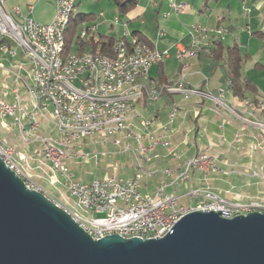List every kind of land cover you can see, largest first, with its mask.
<instances>
[{
  "label": "crops",
  "instance_id": "1",
  "mask_svg": "<svg viewBox=\"0 0 264 264\" xmlns=\"http://www.w3.org/2000/svg\"><path fill=\"white\" fill-rule=\"evenodd\" d=\"M172 3H184L185 10L177 13L171 7ZM203 4L204 0H137L131 8L124 12L115 0H75L73 12L78 19L83 17L78 31L84 25L94 24L96 26L98 33L92 35L94 39L103 36L117 39L125 36L127 41L140 39L149 42L152 48L168 51V56L160 65L155 64L149 68L148 76L152 83L140 80L144 85V90L149 89L151 84L162 85L163 83L159 84L160 79L165 78V81L172 83L176 81L180 73V62L175 53L181 47H190L194 38H198L200 50L189 58L184 82L190 85H202V89H208L212 93H217L220 86L226 88L225 98L230 103L228 109L214 104L213 101L203 96L193 95L188 99H182L181 94L169 92L161 93L160 98L154 104L148 102L146 94L137 101L135 107L139 116L152 119V128L156 133L166 128L171 145L169 148L158 145L154 149V157L146 164V167L157 169L159 172L155 177L143 180L141 188L143 192H155L161 183L171 178L163 173V169L168 168L176 173L185 160L204 147L208 148V152L210 151L209 154L215 160L217 170H210L207 174L199 169L194 170L187 181L179 185H168L166 192L175 191L181 196L179 201L182 204L193 203L185 195L191 188L204 187L211 188L231 202L244 203L256 199L264 202V186L261 179L264 176V124L258 123V120L264 122V114L255 105L264 97V79L261 83L256 74H254L255 77L244 74L243 67L247 65V60L250 58V54L247 53L248 58L242 65L241 76L255 85L257 93L246 91L244 97L234 95L227 87L225 67L221 65L222 63H216L209 58L210 52L205 51L207 46L212 47L213 40L222 41L223 36L204 38L201 35H194L191 30V27L197 24L207 27H228L227 32L233 30L237 35H233V38L231 36L229 44L225 46L237 44L240 52L245 54L247 51L241 44L245 32L250 34V38L261 37L256 32L264 33V0H210L207 7ZM5 5L7 9L19 5L24 14L41 23L50 22L56 11L53 1L6 0ZM28 5L32 6L31 10L27 8ZM115 17L117 23L113 22ZM159 31H163V34L158 35ZM81 41L76 35L73 39V42H76V49L73 51L91 50L90 46L80 48ZM222 43L224 44L223 41ZM29 62L22 48L16 46L13 41L0 37V99L10 104L19 101L20 104L19 102L18 104L25 112H34L41 135L59 138V133L49 113L37 112L32 106L29 93L32 85ZM254 66L261 67L263 72L264 65L261 61L257 60ZM204 76L208 79L207 85L204 84ZM174 105L178 107V113L172 123H169V114ZM139 116L133 120L135 124L141 120ZM26 122V113L22 115L24 128L16 125L12 116L0 113V138L3 139L5 145H12L13 159L22 170L25 165L29 170L27 171L29 176L35 178L40 173L45 175L42 178L43 181L45 180L44 184L41 186L55 197L56 191H63L64 194H61V197H65L67 194L65 189L63 190L65 186L62 176L56 173L59 179L57 184L60 185H52L48 176L49 170L46 167H39L40 161H36L37 157H40L38 154L40 149L36 153V158L33 157V149L38 144L27 139L25 130L28 125ZM135 126H137V132L143 131L140 126ZM129 144L132 149L135 147V142L130 139H123L120 146L99 142L93 144L86 140L81 147L85 151H105L106 156L100 157L99 161L111 160L113 157H122L131 153V167L117 173L119 176L128 178L133 176L136 167L133 152L123 151L125 145ZM88 161L90 163L88 162L89 166L86 167L82 164L86 161L76 156L67 162L76 179L82 180L85 173L96 170L98 161L95 162L93 159ZM107 165L106 163L105 167ZM98 171L102 175L106 173L101 169Z\"/></svg>",
  "mask_w": 264,
  "mask_h": 264
},
{
  "label": "built area",
  "instance_id": "2",
  "mask_svg": "<svg viewBox=\"0 0 264 264\" xmlns=\"http://www.w3.org/2000/svg\"><path fill=\"white\" fill-rule=\"evenodd\" d=\"M43 1H53L55 3V0ZM5 2L6 0H0V36L13 41L16 46L22 48L23 52L26 53H34L36 55V50H44V57H38L41 65V74H39L38 78H45V61L49 60L51 54L50 40H52V34H55L57 28V24H54V18L50 22L41 23L24 14L19 5L7 9ZM64 5L70 11L75 9V6L71 5V0H64ZM171 7L177 13L185 10L184 3H172ZM27 8L31 10L32 6L28 5ZM56 14L59 13L55 11ZM113 21L117 22V18L115 17ZM191 30H198L199 35L205 37L209 34L218 36V34L225 33V31H215L212 26H205V28H193L192 26ZM84 33H92L94 36L98 32L94 24L84 25L78 32L79 40L84 38ZM162 34L163 31H159L158 35ZM192 45H197L196 38L192 40ZM129 46L138 47V54L136 55L147 52L146 47L142 46V42L135 39L127 41L125 36L115 40L114 50L120 51V53H127ZM188 48H179L175 53L176 58L186 54ZM71 52L74 54L77 51ZM167 56V50H159L154 60L149 63H138L133 68H129L134 69V77L131 79H137L135 78V70H143L144 76H148L149 68L163 61ZM99 63L100 61L89 60L86 54V60L82 67L72 70V72H75V79H63V67L60 65L54 84L51 85V94L43 96L41 113L47 112V108H54V115H49L50 118H57V114L66 116V123H61L64 126V133H61L63 142H54L51 141L50 137L41 135L38 131V125L33 121H30V134H27L30 141L38 144L33 149V157L36 158L38 149H45L51 151L52 156L59 160L61 164V172L59 174L68 187L71 188V192L78 196L81 201V208L87 210L89 216H91V223H84V230L88 234L94 238H100L112 233L127 238L133 236L141 238L161 237L172 224L192 210L220 211L223 216L233 217L239 213L246 214L253 209L261 210L264 208V202L233 203L209 187L191 188L185 195L193 201L192 204L180 203L181 196L177 195L175 191L166 192L168 185H179L187 181L194 170L199 169L204 174H207L209 168H217L215 164L208 162V155H205V153L203 155L195 154L185 160L180 166L179 176L174 177V181L161 183L153 193L143 192L141 189L143 180L153 177L159 171L148 167L142 169V176L125 178L117 173L106 172L100 178H94L90 181L76 179L67 165L69 160L76 156L81 160L88 161L93 159L96 162L100 157L107 154L105 151H85L81 147L86 140L94 144V141H90V131L104 129V126H119V135L108 134V137L103 139V144H112L114 146H120L123 139L133 140V134H138L133 132L132 111H129V118L118 117V119L102 121L101 129L90 127V119H100L101 111H111L103 108V104L100 103V96L102 95L93 94V88H88V81H96V87L105 86L98 79V72H100ZM185 69H188L187 65H185ZM108 74L117 75V73ZM207 81V77L204 76V84L207 85ZM172 93L181 94L182 99L193 95L203 96L213 101L214 104L228 109V100L224 97L221 86L217 89V93H212L208 89H202V85L186 84L183 71H181V78L179 79V88ZM131 94H134L133 86ZM148 98L149 102L151 98H155V90H151ZM114 102H123V99ZM17 106V101L10 104L0 99V107H2L3 113L6 116H12L14 123L19 126L17 122ZM252 108L254 110V107ZM124 111H127V109H124ZM176 112L177 106L175 105L174 110H171L169 114V123L170 118ZM81 114H88V122L86 124H79ZM146 125L151 130L152 119L151 123H146ZM166 131V128H164V133L159 137L144 136L146 139L145 152H142V155H134L133 152L134 158L145 159L146 164H148L153 159V151L158 145L169 148L171 145L164 144V137L167 135ZM66 141H74L75 149L66 148ZM123 151H129V145H125ZM0 156L4 161L12 162V153L4 146L2 139H0ZM36 161L42 160L36 159ZM14 171L21 175L18 165L14 164ZM162 171L166 173L170 172V169L166 168ZM44 176L42 174V177ZM23 177L27 186L42 192L69 213L66 205L52 197L41 185L31 182L30 178L25 177V175ZM261 179L264 186V176Z\"/></svg>",
  "mask_w": 264,
  "mask_h": 264
},
{
  "label": "water",
  "instance_id": "3",
  "mask_svg": "<svg viewBox=\"0 0 264 264\" xmlns=\"http://www.w3.org/2000/svg\"><path fill=\"white\" fill-rule=\"evenodd\" d=\"M0 264H264V211L192 210L161 237L94 238L0 156Z\"/></svg>",
  "mask_w": 264,
  "mask_h": 264
},
{
  "label": "bare ground",
  "instance_id": "4",
  "mask_svg": "<svg viewBox=\"0 0 264 264\" xmlns=\"http://www.w3.org/2000/svg\"><path fill=\"white\" fill-rule=\"evenodd\" d=\"M71 5L75 6V0H71ZM55 6H56V11L59 14H56L54 17V24H57V28L55 34H52V40H50L51 54L49 56V60L45 61V70H46L45 78H38L39 74H41V65L39 63L38 57H44V50H36V55H34V53L24 52L30 61L29 72H30L32 85L29 88V93L31 95L32 106L34 110L37 112H41L43 96H46V94H51V85L54 84L55 78L58 73V69H60V65H62L63 67L62 68L63 79H75V72H72V70H75V68L82 67V64L86 60V54H87L89 60L100 61L99 63L100 72H98V79L100 83L105 84V86L96 87V81H88V88H93V94L102 95L100 96V103L103 104V108H106V110H111V111H101L100 119H90V127H92L93 129H101L102 121L118 119V117L129 118V111H132V117H133V115L135 116L136 114V108H135L136 103L138 100L143 98L144 94H146V99L149 102L148 94H151V90H155V98H151L149 102L150 104H154L160 98L161 93H163V90L169 93L177 91V89L179 88V79L181 78V71H183V77H185V72L187 70L185 69V65H187L188 67L189 58L196 55L197 52L199 51L198 38H197L196 40L197 45H191L187 49L186 54L177 57V59L180 62V73L177 76V79L174 83L169 85L162 84L160 86L151 84L149 86V89L144 90V85L140 82V80L150 83L149 77L144 76L143 70H135V78L137 79H131L132 77H134V69H129V68H133L138 63H149L151 60H154L159 50L152 48L151 46H149L148 44L144 43L141 40L135 39L142 42V46L146 47L147 52L141 55H136L138 54V47L129 46L127 49V53H120V51L114 50L115 56L113 58L101 53H93L90 51H83V52L77 51L74 54L72 52L66 54L65 31L67 24L72 17L73 11H70V9H68L67 6L64 5V0H55ZM195 28H201V27L197 26ZM213 29L215 31H223L221 28H213ZM195 32L199 33L198 30H195ZM89 35H92V33H84V38H82L81 40L86 39L87 36ZM212 35H216V34H212ZM0 37L4 38V36H0ZM5 47L3 48L5 49ZM108 73H117V75H109ZM132 86H133L134 94H131ZM221 90L224 92V97H225V94L227 92L226 88L221 86ZM188 98L190 97H184V99H188ZM122 99L123 102H114ZM19 104L17 106V122L19 123V127H23V125L25 124L22 123V115L26 113V117H27L26 123L28 127L27 130H25V135L27 137V134H30V121H33L37 125L38 122L36 120L34 112L32 113L25 112V110H23L22 106H20ZM255 105L259 110H262L264 107V97ZM174 106L172 107V110H174ZM124 109H127V111H124ZM47 112L49 113V115H54V108H47ZM0 113L5 115V113H3L2 111V107H0ZM175 115L170 118V123H172V121L174 120ZM139 117L141 119L139 123L143 130L141 131L142 133L140 131L139 132L136 131L137 128L135 127L134 122L132 120L133 132L138 133V134H133V141L135 142V147H133L132 149V147L129 144V151L134 152V155H142V152H145L146 139L144 136L159 137L161 136V134L164 133L163 126H162L163 129L161 128L162 132L156 133L153 128H151L150 130V127L146 125V123H151L150 118H146L143 116H139ZM51 120L59 133V138L50 137L51 141L63 142V135L61 133H64V126L61 125V123H66V116H64V114H57V118H51ZM87 122H88V114H81L79 117V124H86ZM108 134L119 135V126H104V129L90 131V141H94V143L99 142L103 144V139L104 137H108ZM2 143L4 144L3 140ZM164 144L170 145V140L168 138V135L164 137ZM4 146L9 149L10 153H12V162L5 161V163L12 170H14V164H15L14 163L15 160L13 159L14 150L10 146H7L5 144ZM66 148H74V141H66ZM40 152L44 155V161H40L38 166L41 168L46 167L47 170H49L48 176L50 177L49 178L50 183L52 185H55L59 182V179L56 177L58 176L56 175V173L61 172V164L58 159L52 156L51 151L40 149ZM209 152H208V148L203 147V149H200L199 151L197 150L196 155H203L205 153V155H208V162L210 164H215V167H217L215 160L209 154ZM135 160H136L137 168H135L133 176H142V169H146V161L145 159H140V158H135ZM18 169L21 174L19 176L24 180L23 175H25V172L20 167H18ZM210 170H217V168H209V171ZM158 172L159 171H157L156 174L153 175V177H155L158 174ZM164 174L171 177L169 181H174V177L179 176V170L176 173L170 170V172H166ZM63 184L65 186L68 199L62 197L61 198L62 200L60 201L64 205H66V207L69 209V213L71 214L72 218L84 229V223H91V216H89V212H87V210L81 208V201L78 199V196L74 195L71 192V188L68 187L64 179H63ZM80 221H82V223H80ZM172 226L173 224L168 229V231L172 228Z\"/></svg>",
  "mask_w": 264,
  "mask_h": 264
},
{
  "label": "trees",
  "instance_id": "5",
  "mask_svg": "<svg viewBox=\"0 0 264 264\" xmlns=\"http://www.w3.org/2000/svg\"><path fill=\"white\" fill-rule=\"evenodd\" d=\"M115 1L120 7V9L125 12L127 9L131 8L137 0H115ZM209 1L210 0H204V4H203L204 7L208 6ZM76 18L71 17L66 27V31H65L66 54L76 49L75 47L76 42H73V39L76 38V35L78 36V32H79L78 26L80 21L83 19V17H80L78 19L77 16ZM214 27L217 28V26ZM256 33H258L261 37L264 38L263 32H256ZM115 40L116 39L111 36H103L101 38L94 39L92 35H89L87 36L86 39L80 42L81 44L80 48H86L87 46H90L91 50H83V51L101 53L113 58L115 56L114 53ZM143 42L148 44L149 46H152L149 42H145V41ZM210 50L208 57L214 60L216 63H222L221 65L225 67L227 87H229L232 90L234 95L244 97L246 96V91L257 93V89L255 85L250 80L243 78L241 76V68L244 61L248 57L247 53L242 54L237 44L225 46L220 39L213 40L212 47H210ZM83 51H78V52H83ZM161 63L162 61L159 62L158 64L160 65ZM165 80H166L165 78L160 79L159 84L163 83L169 85L172 83L171 81L167 82ZM163 92L165 91L163 90ZM262 112L264 114V107L262 109Z\"/></svg>",
  "mask_w": 264,
  "mask_h": 264
},
{
  "label": "rangeland",
  "instance_id": "6",
  "mask_svg": "<svg viewBox=\"0 0 264 264\" xmlns=\"http://www.w3.org/2000/svg\"><path fill=\"white\" fill-rule=\"evenodd\" d=\"M72 17L73 18H76V15H75L74 12H72ZM197 26H200L201 28H205V26L202 25V24H197L193 28H195ZM244 26H245V24H244ZM224 27H226V26H224ZM212 28H215V27L213 26ZM217 28H221L223 31H225V33H222V35L221 34H218V36L209 34V35H207V37L219 38V37H222L223 36L222 41L224 42V45L229 44L228 41L230 40V37L231 36L233 38V35L234 36L237 35L236 31L234 32L233 30H231L230 32H227V28L228 27L227 28H223V27H218L217 26ZM192 31H193L194 35H199V33L198 32H195V30H192ZM202 37H204V36H202ZM207 37H204V38H207ZM196 40H197V38H196ZM241 41H242L241 44L244 45L245 51H247L246 53L250 54V58L247 60V65L246 66L244 65V67H243V69H244L243 72H244V74L246 73L250 77H255L254 74H256V76L258 77V81H261V83H262L263 82V79H264V68H263V72H262V68L261 67H258L257 68L254 65H255V62L257 60L258 61H261V63L264 65V38L258 37V36L257 37L250 38V34H248L247 31H246L245 34H244V37H243V39ZM198 45H199V40H198ZM198 48L200 50V47H198ZM208 49L210 50V46L206 47L205 48V51L208 52L209 51ZM261 95H263V94H261ZM228 107H230V103L229 102H228ZM137 116H139V114L136 112L135 116L133 115V118L134 119L132 118V120H135V118H137ZM258 123L259 124H264V122L259 121V120H258ZM134 125H136L135 122H134ZM137 125L140 126V123L137 122ZM135 127H137V126H135ZM136 131H137V129H136ZM4 144H5V142H4ZM7 146H10L14 150V148L12 147V145H7ZM77 149H78V147H77ZM38 154L40 155V157H37V159H41L42 161H44V155L40 152V150H39V153ZM118 155H121V154H118ZM88 162L90 163V161H86V162L82 163L83 166L84 167L89 166V163ZM14 163L16 165H18V163L16 161H14ZM106 163L108 164L107 167H105V164ZM23 165L24 164H22V166ZM131 165H132V156H131V153H129V154L125 155V156L123 155L122 157H120V156L119 157H113L111 160H108V159L106 161L103 160V159L100 160V161L98 160V164L96 166V170L93 169L92 170L93 172H91V173H85L83 175L84 177L81 178V179L82 180H85V181H90L93 178H100L101 176H103L101 174V172L98 171L100 169L103 172L119 173L118 171H120V170H125L126 171V169L130 168ZM18 167H20V166L18 165ZM23 170L25 171L26 177H29L31 182H33L35 184H39V185L44 184L43 182L45 180L43 181V179H42L43 177H40V175H42L41 173L38 175V177L33 178V177H31V176L28 175L29 170H28L27 166L24 165ZM64 189L65 188L63 187V190ZM65 191H66V189H65ZM61 194H64V192L59 190L58 192L56 191V197L54 195H52V194L51 195H52V197H54L57 200H62L61 199L62 198L61 197ZM67 197L68 196L66 195L64 198L65 199H68ZM255 201L256 202H262L259 199L258 200L257 199L256 200H251V201H248V202H255ZM248 202H244V203H248ZM233 203H239V202H233ZM241 203H243V202H241ZM255 210H257V209H253L252 211H255ZM259 211H264V208H262ZM239 214H245V213H239ZM98 215H101V214H98Z\"/></svg>",
  "mask_w": 264,
  "mask_h": 264
}]
</instances>
